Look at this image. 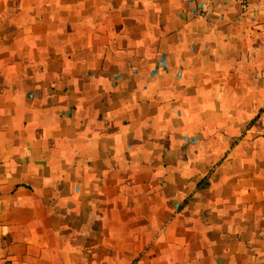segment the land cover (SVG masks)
Returning <instances> with one entry per match:
<instances>
[{
  "label": "crops",
  "instance_id": "1",
  "mask_svg": "<svg viewBox=\"0 0 264 264\" xmlns=\"http://www.w3.org/2000/svg\"><path fill=\"white\" fill-rule=\"evenodd\" d=\"M212 8L0 0V264H264V0Z\"/></svg>",
  "mask_w": 264,
  "mask_h": 264
},
{
  "label": "built area",
  "instance_id": "2",
  "mask_svg": "<svg viewBox=\"0 0 264 264\" xmlns=\"http://www.w3.org/2000/svg\"><path fill=\"white\" fill-rule=\"evenodd\" d=\"M242 4L248 2V0H240ZM215 0H189V10L193 15L196 16H206L210 15L211 11H213V5ZM169 69V63L166 55H162L159 59L158 66L151 71L152 74H156L159 70H167ZM198 138V136L189 137L187 135L184 136V139L189 142H193ZM179 203L176 204L178 206Z\"/></svg>",
  "mask_w": 264,
  "mask_h": 264
}]
</instances>
